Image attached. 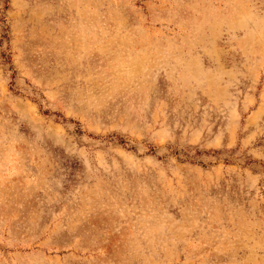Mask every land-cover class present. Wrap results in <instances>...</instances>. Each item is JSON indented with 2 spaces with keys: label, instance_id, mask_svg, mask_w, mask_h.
I'll return each mask as SVG.
<instances>
[{
  "label": "rangeland",
  "instance_id": "374dc122",
  "mask_svg": "<svg viewBox=\"0 0 264 264\" xmlns=\"http://www.w3.org/2000/svg\"><path fill=\"white\" fill-rule=\"evenodd\" d=\"M0 264H264V0H0Z\"/></svg>",
  "mask_w": 264,
  "mask_h": 264
},
{
  "label": "trees",
  "instance_id": "16d2710c",
  "mask_svg": "<svg viewBox=\"0 0 264 264\" xmlns=\"http://www.w3.org/2000/svg\"><path fill=\"white\" fill-rule=\"evenodd\" d=\"M2 37H4V36H2Z\"/></svg>",
  "mask_w": 264,
  "mask_h": 264
}]
</instances>
